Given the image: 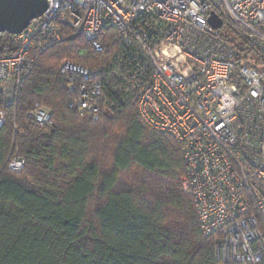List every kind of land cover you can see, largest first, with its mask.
Instances as JSON below:
<instances>
[{
	"label": "built area",
	"instance_id": "1",
	"mask_svg": "<svg viewBox=\"0 0 264 264\" xmlns=\"http://www.w3.org/2000/svg\"><path fill=\"white\" fill-rule=\"evenodd\" d=\"M212 12L220 28L208 24ZM225 22L241 30L246 51L231 42ZM103 29L121 48L123 92L141 126L178 147L181 187L202 235L216 239L217 264H264V0H46L44 13L0 49L4 102L16 104L37 55L65 32L101 53ZM102 71L68 61L59 68L74 93L68 108L93 121L103 114ZM18 110L39 125L51 121L39 103ZM24 164L16 154L8 168L20 173Z\"/></svg>",
	"mask_w": 264,
	"mask_h": 264
},
{
	"label": "trees",
	"instance_id": "2",
	"mask_svg": "<svg viewBox=\"0 0 264 264\" xmlns=\"http://www.w3.org/2000/svg\"><path fill=\"white\" fill-rule=\"evenodd\" d=\"M225 33L246 51L239 28L225 22ZM100 36L103 52L96 53L65 32L37 55L16 104L0 94V264H217L216 239L202 235L181 187L177 145L141 126L123 92L115 33ZM9 39L0 34V49ZM64 61L103 68L99 106L109 120L68 108L74 93L59 74ZM34 103L50 109L49 124L18 110ZM16 154L25 161L20 173L8 168Z\"/></svg>",
	"mask_w": 264,
	"mask_h": 264
},
{
	"label": "water",
	"instance_id": "3",
	"mask_svg": "<svg viewBox=\"0 0 264 264\" xmlns=\"http://www.w3.org/2000/svg\"><path fill=\"white\" fill-rule=\"evenodd\" d=\"M46 10V0H0V34L17 35ZM208 24L217 29L223 21L210 13Z\"/></svg>",
	"mask_w": 264,
	"mask_h": 264
},
{
	"label": "rangeland",
	"instance_id": "4",
	"mask_svg": "<svg viewBox=\"0 0 264 264\" xmlns=\"http://www.w3.org/2000/svg\"><path fill=\"white\" fill-rule=\"evenodd\" d=\"M47 109L50 111L49 108H47ZM102 112H103L102 119L109 120L111 118V112L108 110V108L106 107V105H105V107H103V111Z\"/></svg>",
	"mask_w": 264,
	"mask_h": 264
}]
</instances>
